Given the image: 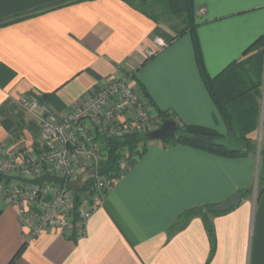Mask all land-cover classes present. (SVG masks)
Wrapping results in <instances>:
<instances>
[{
	"label": "crops",
	"instance_id": "0c3cea01",
	"mask_svg": "<svg viewBox=\"0 0 264 264\" xmlns=\"http://www.w3.org/2000/svg\"><path fill=\"white\" fill-rule=\"evenodd\" d=\"M132 1L0 0V143L7 150L43 148L41 112H23L22 97L37 96L62 118L109 80L130 74L157 129L164 123L159 112L179 125L225 127L201 78L189 26L207 72L218 76L257 52L247 54L264 37V0ZM262 96L260 105L264 73ZM256 134L248 136L253 144ZM141 149L76 239L74 230L30 239L18 208L0 194V264H264V184L260 196L257 188L231 212L209 217L212 257L204 220L186 217L248 192L257 155L227 158L158 141Z\"/></svg>",
	"mask_w": 264,
	"mask_h": 264
},
{
	"label": "built area",
	"instance_id": "2783aa9c",
	"mask_svg": "<svg viewBox=\"0 0 264 264\" xmlns=\"http://www.w3.org/2000/svg\"><path fill=\"white\" fill-rule=\"evenodd\" d=\"M158 50L167 44L157 38ZM157 51H148L152 59ZM134 74L109 80L100 91L88 96L66 117L58 118L37 96H24L18 101L23 112L40 116V152L23 149L10 152L0 143V194L18 208L21 224L36 239L51 230L71 234L74 230L75 188L84 177L93 178V186L81 195V219L78 234L85 232L88 220L101 208L107 194L123 174L101 177L99 168L108 159V140L133 135H145L159 126L157 117L143 91L134 82ZM133 151L126 159L136 162L139 153ZM124 149L121 153H128ZM125 161L122 156L121 163ZM62 178L64 185L28 184L46 173ZM47 197H51L46 201Z\"/></svg>",
	"mask_w": 264,
	"mask_h": 264
},
{
	"label": "trees",
	"instance_id": "16d2710c",
	"mask_svg": "<svg viewBox=\"0 0 264 264\" xmlns=\"http://www.w3.org/2000/svg\"><path fill=\"white\" fill-rule=\"evenodd\" d=\"M131 3L132 0H127ZM134 3V2H133ZM195 26H189V30H192L193 45L196 57V63L201 75V78L205 84V87L213 98V102L216 109L225 122L229 132H233L239 139L247 141L249 147L246 151L236 154L229 153L226 148L216 146L212 143L213 139L224 137L216 129L208 128L198 125H179L178 131L175 137L165 140L164 144L167 147L176 145H183L196 150H202L222 157L237 158L248 156L250 154L257 155V147L249 139V135L255 132L259 127L260 119V99L262 96L263 86V73H264V37L259 39L253 47L249 49V52L255 50V54L248 57L241 62H234L227 67L218 76L211 77L206 70L203 54L195 35ZM159 116L163 117L164 122L172 120L175 121V117L163 112H159ZM150 134L145 136L133 135L123 138H117L108 140L107 152L108 159L99 168V175L101 177H108L110 175H118L121 171V159L122 151L129 149L130 151L136 150L140 144L150 140ZM144 150V148H143ZM143 150L139 153V156L143 153ZM260 165H264V149L260 151ZM135 163V162H134ZM132 163V164H134ZM131 164V166H133ZM261 178V173L259 175ZM93 178H87L84 182H81L79 186L75 188V204H74V235L73 239H76V232H78V222L80 221V199L81 195L91 189L93 186ZM264 184V181H263ZM263 188L258 187V196L262 193ZM252 192L241 191L242 198H246ZM233 209V208H232ZM226 212L215 211V206L203 207L190 210L186 217L192 218L194 216L201 217L206 225V228L211 235V257L215 251V238L214 230L210 225V216H220L227 214Z\"/></svg>",
	"mask_w": 264,
	"mask_h": 264
},
{
	"label": "water",
	"instance_id": "95a60500",
	"mask_svg": "<svg viewBox=\"0 0 264 264\" xmlns=\"http://www.w3.org/2000/svg\"><path fill=\"white\" fill-rule=\"evenodd\" d=\"M178 126L179 125L176 121H166L158 129H154V131L150 133L149 137L154 141H165L173 138L177 134ZM212 143L216 146L226 148V150L231 154L244 152L249 147V143L247 141L239 139L233 132H229L226 137L213 139ZM27 183L35 186H42L44 183H55L62 186L64 185V180L47 172L44 176L35 180L27 181ZM242 199H244L242 198V195L240 193H236L233 198L215 207V211H229L230 209L238 206Z\"/></svg>",
	"mask_w": 264,
	"mask_h": 264
},
{
	"label": "rangeland",
	"instance_id": "374dc122",
	"mask_svg": "<svg viewBox=\"0 0 264 264\" xmlns=\"http://www.w3.org/2000/svg\"><path fill=\"white\" fill-rule=\"evenodd\" d=\"M148 11H149V9H148ZM154 114H156V113L154 112ZM259 121H260V125H259V127L257 129L258 130V134H256L257 135L256 136V144H254V145H255V147H257V160H258V163L260 165V160H259L260 159V151H261V149H264V100H263V102L261 104ZM223 123L225 124L224 121H223ZM224 126L225 127H223V126L217 127V131L221 132L222 134H226L228 132V129L226 127V124ZM150 133H148V134H150ZM145 135H147V134H145ZM145 135H141V136H145ZM149 141L153 142L154 140H151V139L150 140H146L147 143ZM158 142H165V141H158ZM142 145L143 144H140L138 149L142 150L141 149ZM135 151H138V150L136 149ZM124 153L125 154L124 155L122 154V156L125 157V161L123 163H121V166H120L121 167V171L118 172V175L119 174H123L126 171L127 167L129 165H131L133 160H134V157H133L132 160L126 159L129 155L131 156V153H133V151H129L128 153L124 152ZM258 169H259V167H258ZM254 172L255 173L253 174V177L251 179V184L249 185V187H247L249 191L253 192V194L255 193L257 188L260 187L263 184V181H264V165L262 164L261 169H259V171L257 170V172H256V170H254ZM260 173H261V178L259 177ZM244 192H247V191H244Z\"/></svg>",
	"mask_w": 264,
	"mask_h": 264
}]
</instances>
